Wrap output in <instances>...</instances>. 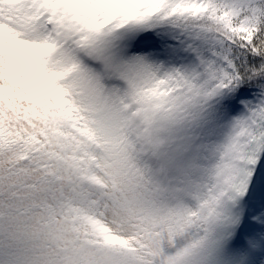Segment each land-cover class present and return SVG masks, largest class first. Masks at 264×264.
I'll list each match as a JSON object with an SVG mask.
<instances>
[{
	"label": "snow or ice",
	"instance_id": "snow-or-ice-1",
	"mask_svg": "<svg viewBox=\"0 0 264 264\" xmlns=\"http://www.w3.org/2000/svg\"><path fill=\"white\" fill-rule=\"evenodd\" d=\"M0 264H264V0H0Z\"/></svg>",
	"mask_w": 264,
	"mask_h": 264
}]
</instances>
